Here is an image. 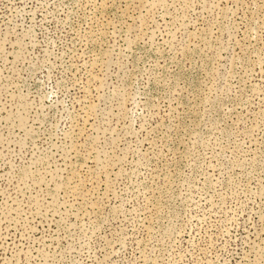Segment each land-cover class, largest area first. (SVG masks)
I'll return each instance as SVG.
<instances>
[{
    "label": "rangeland",
    "instance_id": "obj_1",
    "mask_svg": "<svg viewBox=\"0 0 264 264\" xmlns=\"http://www.w3.org/2000/svg\"><path fill=\"white\" fill-rule=\"evenodd\" d=\"M0 264H264V0H0Z\"/></svg>",
    "mask_w": 264,
    "mask_h": 264
}]
</instances>
